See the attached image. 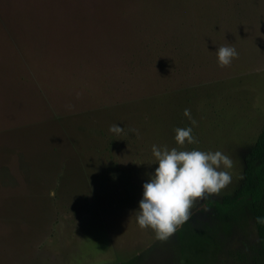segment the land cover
Listing matches in <instances>:
<instances>
[{"label": "rangeland", "instance_id": "rangeland-1", "mask_svg": "<svg viewBox=\"0 0 264 264\" xmlns=\"http://www.w3.org/2000/svg\"><path fill=\"white\" fill-rule=\"evenodd\" d=\"M185 108L183 147L230 156L232 180L161 240L134 210ZM262 127L264 0H0V264H255L264 202L233 222L207 201Z\"/></svg>", "mask_w": 264, "mask_h": 264}, {"label": "clouds", "instance_id": "clouds-1", "mask_svg": "<svg viewBox=\"0 0 264 264\" xmlns=\"http://www.w3.org/2000/svg\"><path fill=\"white\" fill-rule=\"evenodd\" d=\"M217 62L227 65L238 54L231 45H220L216 49ZM191 123L186 127L173 129L177 145L151 146L155 168L149 178L142 182V193L135 211L136 223L140 228H151L157 239H167L176 228L187 221L190 209L196 200H204L210 195H218L232 180L229 169L233 161L230 156L219 149L201 150L186 148L185 144H198L192 133L196 124L191 119L189 109L183 110ZM108 131L119 135L123 126L118 123L109 125ZM130 131H135L131 130ZM49 197L56 195L54 189L47 193ZM264 222V218H257Z\"/></svg>", "mask_w": 264, "mask_h": 264}, {"label": "trees", "instance_id": "trees-1", "mask_svg": "<svg viewBox=\"0 0 264 264\" xmlns=\"http://www.w3.org/2000/svg\"><path fill=\"white\" fill-rule=\"evenodd\" d=\"M244 166L242 181L232 194L207 201L212 214L220 220L239 222L245 210L256 209L264 202V127L245 153ZM255 264H264V248Z\"/></svg>", "mask_w": 264, "mask_h": 264}]
</instances>
